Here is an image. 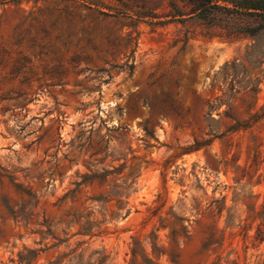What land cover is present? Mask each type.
Returning <instances> with one entry per match:
<instances>
[{
    "label": "rangeland",
    "instance_id": "rangeland-1",
    "mask_svg": "<svg viewBox=\"0 0 264 264\" xmlns=\"http://www.w3.org/2000/svg\"><path fill=\"white\" fill-rule=\"evenodd\" d=\"M233 1L0 0V264H20V255L31 264H98L104 256L105 264H126L131 237L145 239L159 226L157 218L144 224L158 195L164 212L174 207L191 221L176 264L218 256L258 264L264 244L230 236L238 229L203 252L214 223L202 210L227 195L237 225L247 217L245 197L263 202L264 118L182 155L209 139V106L247 93L243 85L260 76L246 59L254 42L225 10ZM232 62L240 65L234 89L224 73ZM237 98L244 113L249 97ZM226 110L214 111V120ZM104 171L113 173L107 183H89ZM167 234L159 232L160 245L168 246Z\"/></svg>",
    "mask_w": 264,
    "mask_h": 264
},
{
    "label": "trees",
    "instance_id": "trees-1",
    "mask_svg": "<svg viewBox=\"0 0 264 264\" xmlns=\"http://www.w3.org/2000/svg\"><path fill=\"white\" fill-rule=\"evenodd\" d=\"M209 4V3H208ZM234 9H225L229 15H233L242 20L244 28L242 34L249 37L254 43L248 47V52L246 54V59L254 69L259 70L260 76L256 79L255 84L249 85L246 83L243 85V91L247 93H226L224 99L219 100L217 105L209 106L210 112L205 117L206 128L208 129L207 136L209 139L203 140L202 142L195 141L193 145L185 148L183 154H191L198 152L203 148L212 145L215 139H220L228 134H237L242 131L252 130L255 125H257L264 118V105L259 107L260 95L263 93L264 89L262 85L264 84V0H236L233 1ZM215 9H221L222 7L218 5H213ZM240 67L239 63L232 62L231 64H226L224 67V73L231 72L233 76L232 88L237 82V68ZM232 92V90H231ZM241 94H246L249 97V102L246 105L244 113L238 114L235 109V102L238 100V96ZM227 106V110L223 113H219V121H215L213 118V112L219 111L223 106ZM229 120V124H225ZM216 125H212V123ZM225 127V131H223ZM258 138L254 136L252 142L255 146ZM255 159L254 166L260 165V157L258 153V146L254 148ZM170 160H167L163 164L162 177L164 183L167 182L168 172L170 170ZM241 169V168H239ZM238 169V170H239ZM173 174H178V171H174ZM191 174H195L193 171ZM113 173L111 171H104L101 175H92L89 178V183L94 184L98 182L103 185L108 182L110 176ZM187 177L183 176L180 179V184H185V179ZM122 193H114L113 196L120 198ZM109 195L106 199H100L104 203L112 201L108 200ZM239 195H235V198ZM260 196H249L243 199V202L247 204V217L240 220L239 224L235 225L236 215L233 213L234 207H227V195L222 196V198H212L206 205L203 206L202 213L208 215L209 218L213 220V225L210 226L209 234L206 238L204 245L202 246V251L205 253H210L216 251L218 248L223 247L226 239L227 230L238 229L237 233H231L230 236H241L244 240L251 239L255 247H260L264 244V198L260 205H257ZM162 195H158L159 205L151 207L148 209V215L144 218V224L152 222L157 218V223L159 226L142 239L141 236H132L131 243L129 247V260L126 264H161L160 261L164 257H168V260L172 264L177 262L176 248H178L180 240H189L190 238V223L191 221L186 218L179 217L174 212V207H171L168 211L164 212L163 208L165 204L163 203ZM235 203L236 201L233 200ZM224 212L227 213L226 226L224 230L219 229L218 223L224 216ZM255 227V234L250 237L249 233L252 231L253 226ZM168 232L166 235V243L160 245L159 232ZM106 254V251H103ZM20 264H31V259L28 256L20 255ZM108 257L104 256L98 261V264H105ZM57 264H61L58 262ZM212 264H238L236 261H230L229 257L223 258L218 256L216 261ZM258 264H264V257L260 259Z\"/></svg>",
    "mask_w": 264,
    "mask_h": 264
}]
</instances>
